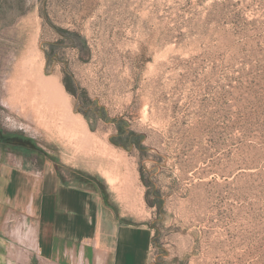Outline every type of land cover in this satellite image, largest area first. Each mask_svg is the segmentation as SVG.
Instances as JSON below:
<instances>
[{
  "label": "rangeland",
  "instance_id": "obj_1",
  "mask_svg": "<svg viewBox=\"0 0 264 264\" xmlns=\"http://www.w3.org/2000/svg\"><path fill=\"white\" fill-rule=\"evenodd\" d=\"M16 54L58 81L86 138L21 105ZM120 126L143 151L114 143ZM0 131L148 226L150 264H264V0H0Z\"/></svg>",
  "mask_w": 264,
  "mask_h": 264
},
{
  "label": "crops",
  "instance_id": "obj_2",
  "mask_svg": "<svg viewBox=\"0 0 264 264\" xmlns=\"http://www.w3.org/2000/svg\"><path fill=\"white\" fill-rule=\"evenodd\" d=\"M2 150L0 264H150L154 233L148 226L123 221L90 190L55 174L48 178L36 156L28 158L33 166L28 170L20 153ZM21 223L15 234L30 248L14 238L12 230ZM18 248L29 251L28 261Z\"/></svg>",
  "mask_w": 264,
  "mask_h": 264
},
{
  "label": "bare ground",
  "instance_id": "obj_3",
  "mask_svg": "<svg viewBox=\"0 0 264 264\" xmlns=\"http://www.w3.org/2000/svg\"><path fill=\"white\" fill-rule=\"evenodd\" d=\"M34 60L29 55L16 54L6 62L13 65L16 75L12 82L15 85V97L21 105L37 113L48 130L64 135L73 132L78 137L86 138V128L70 114L64 104L58 81L54 78L45 79L35 67Z\"/></svg>",
  "mask_w": 264,
  "mask_h": 264
},
{
  "label": "flooded vegetation",
  "instance_id": "obj_4",
  "mask_svg": "<svg viewBox=\"0 0 264 264\" xmlns=\"http://www.w3.org/2000/svg\"><path fill=\"white\" fill-rule=\"evenodd\" d=\"M25 141L27 140L23 137H20L18 135H10L6 133L5 131H2V132L0 131V145L2 148L10 149L11 151L18 153V154L22 153L21 155L25 158H31L33 157L35 153L36 162L38 163L40 151H38L37 150L38 148L36 147H26L24 144ZM26 148H28L29 151H27Z\"/></svg>",
  "mask_w": 264,
  "mask_h": 264
},
{
  "label": "trees",
  "instance_id": "obj_5",
  "mask_svg": "<svg viewBox=\"0 0 264 264\" xmlns=\"http://www.w3.org/2000/svg\"><path fill=\"white\" fill-rule=\"evenodd\" d=\"M84 46L87 48V42L84 40L83 41ZM120 130V135L118 137V140L115 141L114 143L117 146H122L125 149H131L133 147L138 148L139 150H144V146L142 145V138L139 139H134L133 136H135L134 133H131L130 136H126L127 131H125V128L123 126L119 127Z\"/></svg>",
  "mask_w": 264,
  "mask_h": 264
},
{
  "label": "built area",
  "instance_id": "obj_6",
  "mask_svg": "<svg viewBox=\"0 0 264 264\" xmlns=\"http://www.w3.org/2000/svg\"><path fill=\"white\" fill-rule=\"evenodd\" d=\"M43 264H48V262H42ZM50 264V263H49Z\"/></svg>",
  "mask_w": 264,
  "mask_h": 264
}]
</instances>
